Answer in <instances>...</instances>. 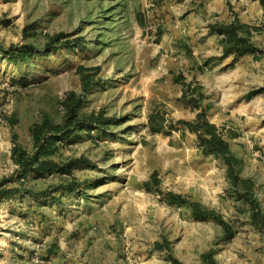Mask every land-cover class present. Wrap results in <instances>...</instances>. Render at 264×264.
<instances>
[{
	"label": "rangeland",
	"instance_id": "obj_1",
	"mask_svg": "<svg viewBox=\"0 0 264 264\" xmlns=\"http://www.w3.org/2000/svg\"><path fill=\"white\" fill-rule=\"evenodd\" d=\"M0 264H264V0H0Z\"/></svg>",
	"mask_w": 264,
	"mask_h": 264
},
{
	"label": "trees",
	"instance_id": "obj_2",
	"mask_svg": "<svg viewBox=\"0 0 264 264\" xmlns=\"http://www.w3.org/2000/svg\"><path fill=\"white\" fill-rule=\"evenodd\" d=\"M245 26L246 24L236 20L229 23L217 22L211 25L212 29L222 35L220 41L223 45L225 55L233 54L236 58H238L239 56H243L246 54H254V56L256 57L255 51L257 49V46L252 41L250 32H246V34L241 33V29ZM12 49H15V46H13ZM26 49H29L28 45H24L22 50L25 52ZM24 55H26V52L24 53ZM203 96L204 94L201 95V97ZM190 100L194 103L195 107L199 106L200 98L191 96ZM153 118L154 115H151V123H153ZM182 121L189 126V129L197 133L199 142L205 153L223 158L229 164L230 170L235 171L240 159L232 151L230 142L224 137L223 134H221L217 124L211 122L208 119L207 110L205 108L202 109L201 112H199L198 117L195 121ZM70 122L71 120L67 121V123ZM48 123L49 122L45 120L32 128L36 146L34 154H29L27 153V151H24L17 146L14 148L16 160L21 164L25 173L35 167L42 166L44 163V159L42 158V156L45 153H49L48 149L51 142L50 140L52 138L54 139V137L48 134V131H50ZM66 126L69 125L67 124ZM53 129L59 133L62 131V126L61 124H56L53 126ZM74 129L68 131L67 134L73 132Z\"/></svg>",
	"mask_w": 264,
	"mask_h": 264
}]
</instances>
